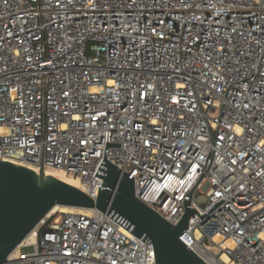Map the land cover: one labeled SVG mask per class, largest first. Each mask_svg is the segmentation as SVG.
Segmentation results:
<instances>
[{
    "label": "built area",
    "instance_id": "obj_1",
    "mask_svg": "<svg viewBox=\"0 0 264 264\" xmlns=\"http://www.w3.org/2000/svg\"><path fill=\"white\" fill-rule=\"evenodd\" d=\"M104 154L173 226L225 199L180 240L264 264V0H0V160L96 201ZM57 212L6 264H156L96 208Z\"/></svg>",
    "mask_w": 264,
    "mask_h": 264
},
{
    "label": "water",
    "instance_id": "obj_2",
    "mask_svg": "<svg viewBox=\"0 0 264 264\" xmlns=\"http://www.w3.org/2000/svg\"><path fill=\"white\" fill-rule=\"evenodd\" d=\"M121 148V144L106 143V148ZM95 176L103 179L98 198L93 200L79 188L53 176L0 160V264L56 207L94 209L103 212L136 238L154 249L156 264H209L181 240L182 234L198 220L225 202L199 214L184 202L185 214L176 226L139 201L134 179L106 160Z\"/></svg>",
    "mask_w": 264,
    "mask_h": 264
},
{
    "label": "bare ground",
    "instance_id": "obj_3",
    "mask_svg": "<svg viewBox=\"0 0 264 264\" xmlns=\"http://www.w3.org/2000/svg\"><path fill=\"white\" fill-rule=\"evenodd\" d=\"M45 174H46L47 176H53V177H55V178H57V179H59V180L65 182V183H67V184H69V185H71V186H74V187H76V188H79V187H80V183H79V181H78L77 179L72 178V177H70V176H67V175H66L64 172H62V171H59V170H53V169H48V170L45 171ZM60 209H61V208L56 207V208L53 209V212H54V211L57 212V211H59ZM67 209H68V208L62 209V211L65 212ZM226 245H227V246H230V245H231V242L228 241V242L226 243ZM222 261H223V262H226L227 260H226V258L224 257V258H222ZM206 262L209 263V264H216V263H214L213 261H210V260H207V259H206Z\"/></svg>",
    "mask_w": 264,
    "mask_h": 264
},
{
    "label": "rangeland",
    "instance_id": "obj_4",
    "mask_svg": "<svg viewBox=\"0 0 264 264\" xmlns=\"http://www.w3.org/2000/svg\"><path fill=\"white\" fill-rule=\"evenodd\" d=\"M213 117H214V118H215V117H219V114H218V113H215V114H213ZM202 201H203V200H200V202H202ZM62 209H65V208H61V209L57 212L56 216H61V215H63L65 212H69V211L72 210V208H68L65 212H63ZM54 212H55V211H54Z\"/></svg>",
    "mask_w": 264,
    "mask_h": 264
}]
</instances>
